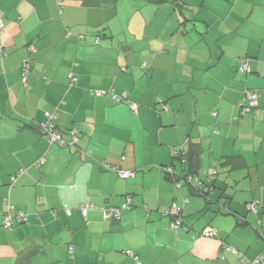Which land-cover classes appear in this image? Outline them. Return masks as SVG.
<instances>
[{"label": "crops", "instance_id": "crops-1", "mask_svg": "<svg viewBox=\"0 0 264 264\" xmlns=\"http://www.w3.org/2000/svg\"><path fill=\"white\" fill-rule=\"evenodd\" d=\"M0 17V264H264V0H0ZM51 110L76 145L41 138ZM192 148L219 174L206 197ZM7 197L28 216L11 229Z\"/></svg>", "mask_w": 264, "mask_h": 264}, {"label": "built area", "instance_id": "built-area-1", "mask_svg": "<svg viewBox=\"0 0 264 264\" xmlns=\"http://www.w3.org/2000/svg\"><path fill=\"white\" fill-rule=\"evenodd\" d=\"M4 27H5V22L4 19L0 17V37L2 35V33L4 32ZM0 52H2V48L0 45ZM29 61L27 59L24 60L23 62V72H22V76H23V80L26 81L27 79V74L29 71ZM239 68L241 71L243 72H247L249 71V64H248V60H242L240 62ZM72 79H75V75L73 73L70 74ZM113 97H117L118 100H122L125 99L124 97H118V96H113ZM245 101L249 102V104H244L242 107V110L244 113L249 112L252 110L253 105L256 103L257 101V95L255 90H247L246 92V96H245ZM131 107L133 110L137 109V105L135 103L131 104ZM47 116L49 118L48 122L45 123L43 125L44 128V132L47 134V138L49 139L50 142H60L62 144L65 143V140L63 139V135L62 132L59 131L56 126L52 123V118H53V114L51 113H47ZM76 130H72L71 134H72V138L73 141H77L78 137L76 135ZM169 172H172V169L169 167L167 169ZM215 169L213 168H209V170H206L203 172V174L201 175L200 173L197 175L194 174H189L187 175L186 178H184L187 182H189V184L193 185L196 189L197 186H202L204 185V182L207 183L209 182L213 176H215ZM120 176L122 178H129V177H133L135 175V171H124L121 170L119 172ZM13 180L16 179V176H13L12 178ZM9 198H5V202H8ZM257 203L256 202H250L247 204V208L248 209H252V210H256L257 208ZM94 204L91 203H87V204H82V210L83 213H86L89 207H94ZM124 206H127L126 204ZM103 209L104 215L105 216H112L114 218H117L120 216V209L116 208V207H111V208H105V207H101ZM13 209V205H9V210L10 212L3 217V222L5 224V227L7 228H11L13 226V220L16 218L19 221L21 220H26L27 216L21 212V211H14ZM167 213L171 216H174L175 221L171 224L172 228L174 229H179L181 228V226H183L182 223V210H181V206H179L177 203H173L167 210ZM202 234L204 236L207 237H212L216 234V230L212 227H206L203 231ZM262 237L264 238V232L261 233ZM73 250V246H70V251ZM234 251H236L234 249ZM245 259V264H263L261 262V258H255V259Z\"/></svg>", "mask_w": 264, "mask_h": 264}, {"label": "trees", "instance_id": "trees-1", "mask_svg": "<svg viewBox=\"0 0 264 264\" xmlns=\"http://www.w3.org/2000/svg\"><path fill=\"white\" fill-rule=\"evenodd\" d=\"M2 18V17H1ZM5 22V21H4ZM98 39H99V37H98ZM1 48H2V52H0V54L2 55V54H4V49H3V47L1 46ZM25 59H27L28 61H29V64H30V67H29V71H30V69H31V60H30V58H24V60ZM24 60H23V62H24ZM23 62H22V66H21V76H22V72H23ZM124 70H125V68H123ZM29 71H28V74H27V78H28V75H29ZM71 73H73L74 75H75V79H72L71 78ZM70 74H69V85L70 86H72V85H74L76 82H77V80H78V76H77V74L75 73V72H71ZM22 79H23V76H22ZM26 82H27V79H26V81H24L23 80V83L24 84H26ZM94 92V91H93ZM112 92H114V91H112ZM112 94V98H113V100L114 101H116V102H129V104L131 105L132 103H134V102H132V101H129V99H128V96H127V94L126 93H122V94H118V93H111ZM118 96V97H124L125 99H122V100H118L117 99V97L115 98V97H113V96ZM62 102H64V100H62ZM136 104V103H135ZM137 105V104H136ZM138 107V106H137ZM47 113H51V114H53V118L54 117H57L58 116V111L57 110H51V111H46L45 112V120L44 121H42V122H39V123H36L35 125H34V127H36V130L40 133V135H41V138L42 139H44L50 146L51 145H54V144H56V145H59V146H67V145H76V143H77V141H73V138H72V134H71V131L72 130H76V132H77V129L76 128H70L69 130H67V133H69V134H71V138L70 139H68V140H66L65 138H64V136H63V139L65 140V143L64 144H62V143H60V142H50L49 141V139L47 138L48 136H47V134L44 132V128H43V125L45 124V123H47L48 122V120H49V118H48V116H47ZM53 118H52V120H53ZM52 123H53V121H52ZM54 124V123H53ZM55 126H56V128L59 130V131H61L62 132V135L64 134V130L63 129H61L58 125H56V124H54ZM76 135H77V137H78V132L76 133ZM200 156H199V151L197 150V149H191L188 153H187V155H186V157H185V159H186V161H187V163H188V167L190 168L189 169V172H187V174L186 175H184V178H186L187 177V175H189V174H194V175H197V174H199L200 173ZM42 163V161H40V164ZM213 169H215V171H216V173H215V176H213V178L209 181V182H207V183H205L204 182V185H202V186H197V190H202L201 192H202V196H207L208 195V193L210 192V190L211 189H214L215 187H216V182H217V180H218V177H219V174H218V171H217V169L215 168V167H212ZM23 171V169H21V170H19V172H17L15 175H12V177L13 176H16L17 177V175L19 174V173H21ZM23 173V172H22ZM7 198H9V197H7ZM6 204H7V206H8V209H9V205H13L12 204V202H11V200H10V198H9V201L8 202H6ZM84 204H87V203H84ZM91 204H93V203H91ZM95 205V204H94ZM95 207H98L97 205H95L94 207H89V208H95ZM100 207V206H99ZM103 207H105V206H103ZM89 208H88V210H89ZM105 208H111V207H105ZM80 209H81V211L83 212V210H82V204L80 205ZM248 209V208H247ZM12 210H14V211H21V212H23L26 216H27V214L24 212V211H22V210H18V209H16L15 208V206L13 205V209ZM87 210V211H88ZM249 210V209H248ZM102 211H103V209H102ZM10 212V210H8V213ZM68 212H70V210L68 209ZM7 213V214H8ZM87 213V212H86ZM7 214H5V215H1V217H2V225L5 227V224H4V222H3V217L4 216H6ZM168 214V213H167ZM182 216V215H181ZM112 217V216H111ZM27 219H28V216H27ZM27 219L24 221V220H21V221H19L18 219H14L13 220V226L11 227V228H13L14 227V225H15V223H23V222H26L27 221ZM182 223H183V226H181V228H183V227H185L184 226V221L182 220ZM7 228V227H6ZM11 228H9V229H11ZM203 231V230H202ZM202 233V232H201ZM203 235V234H202Z\"/></svg>", "mask_w": 264, "mask_h": 264}]
</instances>
